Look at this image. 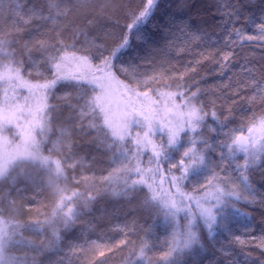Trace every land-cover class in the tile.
Listing matches in <instances>:
<instances>
[{
	"label": "snow or ice",
	"instance_id": "obj_1",
	"mask_svg": "<svg viewBox=\"0 0 264 264\" xmlns=\"http://www.w3.org/2000/svg\"><path fill=\"white\" fill-rule=\"evenodd\" d=\"M89 3L20 0L9 5L7 16L0 9V17L10 21L8 30L0 21V133L14 131L20 141L11 152L0 153V264H42L40 257L46 253L63 251L65 236L105 196L123 199L133 212L163 214L173 230V242L162 251L158 264H183L185 256L200 264L209 246L226 264H264V235L250 242L260 255L242 252L239 261L231 250L232 243L246 245L241 236L232 234L236 219L244 217L246 229L252 222V214L238 205L264 211V184L254 183L257 174L264 181V112L253 113L246 124L228 128L232 118L221 119L215 102L203 99L213 94L211 90L186 81L184 74L171 77L176 83L169 84L163 73L136 71L143 66L137 61L146 60L147 55L141 58L132 49L130 35L135 30L139 42L151 49L152 37L142 29L155 16L160 0H143L137 9H126L118 0H102L99 10L89 8ZM181 7H188L187 0ZM242 7L239 0H217L214 14L224 33V49L217 48L209 56L218 57L221 69L239 58L241 70L249 77L242 84L252 90L247 100L264 107V65L257 74L255 61L238 50L246 42L264 47V21L257 26L258 35L244 34L233 23L238 22ZM118 10L130 20L119 35L101 23L112 20L109 12ZM74 11L83 16V26L75 21L64 23ZM113 27H118V21ZM165 30L185 45L215 48L219 43L215 32L194 25L191 17L170 15ZM260 59L264 60V55ZM21 90L27 95L21 96ZM114 92H119L122 107L113 100ZM50 98L62 101L67 109L54 139H49L55 119L52 113L59 112L61 106L49 104ZM81 141L99 154L91 157L90 166L77 151ZM45 144L51 145L48 155L44 154ZM86 167L90 174H85ZM36 171L47 174L52 203L44 205L36 196H22L48 211L29 207V212L43 219L21 221L17 216L24 205L12 194L21 196L30 189L39 194ZM69 181L77 187H70ZM79 186L84 191H79ZM125 227L127 231L119 229L125 238L118 243H70L69 252L85 257V264H104L97 255L105 257V249L111 252L128 247L124 264H143L156 247L148 243L151 230L133 241L128 237L137 234L135 221ZM25 232L34 233L39 240ZM221 235L232 240L227 248L222 245L217 249Z\"/></svg>",
	"mask_w": 264,
	"mask_h": 264
},
{
	"label": "trees",
	"instance_id": "obj_2",
	"mask_svg": "<svg viewBox=\"0 0 264 264\" xmlns=\"http://www.w3.org/2000/svg\"><path fill=\"white\" fill-rule=\"evenodd\" d=\"M18 2H20V0H0V9L3 10L4 16L8 14L9 5L11 4L14 6ZM223 2L234 3L235 0H223ZM239 2L243 6L240 10V18L238 22L233 21V23H235L237 28L243 29L246 35H258L257 26L264 21V0H239ZM101 3L102 0H90L88 7L99 10ZM118 3H123L126 9H137L142 7L143 0H118ZM183 3L184 0H160V5L155 16L149 24L142 29L143 32L148 33L152 37L150 50H146L145 46L139 42L138 34L133 30L130 35L132 49L138 51L141 58L147 55L146 60L141 59L137 61V63L143 66L138 67L136 71L140 74L147 75L163 73L164 79L169 84L176 83L171 77L184 74L186 81H196L200 88L213 92V94L205 96L203 99L205 101L211 100L215 102L216 111L221 116V119H223L224 116H230L232 118L228 122V128H237L242 124H246L253 113L260 114L264 112V107H262L259 102L253 104L247 100V98L252 95V90L250 88H245L242 84V81L248 80L249 77L241 70L240 65L242 61L239 58L233 61L228 68L221 69L216 63L218 57L214 55L209 56V53H215L217 48L224 49V33L217 24L219 17L214 14L217 7V0H187L188 7L186 8L181 7ZM109 15L112 16V20L101 21V23H103L106 28L113 30L117 35L124 32V25L130 23L125 12L123 10H118L114 13L109 12ZM170 15L177 17V19L191 17L194 25L207 28L209 32H215V39H217L219 43L216 44L215 48H205L197 46L195 43L185 45L182 41L174 39L173 36L169 35L168 31L165 30L167 27V18ZM0 21H2L5 30L10 28V21L3 19V17H0ZM71 21H75L76 24L81 26L84 25V18L79 11L70 13L68 20L64 21V23ZM115 21H118V27H113ZM92 34L95 35V32L93 31ZM24 38H27V36ZM109 42H111V39ZM238 50L241 52L242 56L255 61L254 67L257 74H259L261 65H264V60L260 59V57L264 55V47L259 43L246 42ZM198 53H203V56L198 55ZM205 57L207 58L205 59ZM125 59H127V57H125ZM195 61H200V63L196 64L194 63ZM192 68H195L194 72L191 71ZM30 79H34V77ZM120 79L125 80L126 78L121 76ZM127 82L132 83V81ZM226 85L227 88L225 87ZM140 90L144 91L145 89L141 88ZM192 90L195 91V87ZM20 93L21 96L27 95L26 90H21ZM234 93H238V95H234ZM59 94L60 91L57 90V95ZM0 99H2V92H0ZM48 102L49 104L61 106L59 112L52 113L55 119L52 121L53 134H49V139H54L55 130L63 123V117L67 114V109L62 107V101L55 98H50ZM20 103H23V100H21ZM119 104H121V101ZM122 106L121 104V107ZM227 109H231V112L227 111ZM208 123L212 124L213 122L209 120ZM228 128L224 129V131H227ZM3 134L7 136L13 144L19 141L15 137L14 131L3 132ZM244 135H248V133L245 132ZM220 138L223 139L224 137L221 136ZM37 139H39L38 134ZM81 144L82 147L77 151L79 155L85 157V165L90 166L92 164L91 157L99 154L95 153L83 141H81ZM50 146V144L44 145L45 155L49 154L48 148ZM241 157L242 154H238V158ZM103 167H107V165L105 164ZM165 168H167V165H165ZM84 171L85 174H90L88 167H86ZM77 172H79V168ZM35 174L37 176V185L35 187L41 189L39 194L32 189L21 194V196H17L16 193L12 194L13 199H17L18 203L24 205L20 214L17 216V219L21 221L43 219V217L36 216L34 211L29 212L27 210L29 207L32 209L41 208L42 205L32 200H25L22 196H36V200L43 201L44 205H50L52 203L53 197L51 189L47 187V174L43 171H36ZM68 175L70 177L71 172H68ZM191 183L195 184L196 181L192 180ZM254 183H257L259 186L260 184H264V181H260L259 175L257 174ZM61 185L63 186V181H61ZM69 186L73 188L77 187L71 184V181H69ZM190 188L191 184L188 185V190H190ZM79 191H84L83 186H79ZM68 194L70 195V193ZM142 195L143 194H141V196ZM238 207L252 214V222L247 229L245 228L247 220L242 216L236 219L231 229L233 235L241 236V239L246 242L245 246L236 245L234 243L231 245V250L234 251L238 260L242 261V252H252L253 255L261 254L259 249L255 248L250 242L253 238L258 240L261 235H264V211L258 207H248L244 204H240ZM42 210L48 211V208L42 207ZM133 221H135L137 234L131 235L128 238L133 241H139L140 238L145 236V231L150 229L151 235L147 237L148 243L150 246H156L147 254L148 259L145 260L143 264H149V262L150 264H158L162 251L167 250L168 246L173 242V230L170 229L169 222L163 217L162 213L160 215L150 214L147 211L139 209L133 212L129 210V205L123 199H115L109 196L100 199L94 205L93 212L83 216L72 233L65 236V240L61 244L63 251L46 253L43 257H40L42 264H59L60 260H63V264H85V257L73 255L69 252L68 245L70 243L87 246L91 241H96L97 243L111 246L125 238L119 229L124 228L125 231H127L125 226H131ZM140 229H144V231ZM25 236L37 241L39 240V237L34 233L25 232ZM219 239L221 244L216 245L217 249L222 245L227 248L232 237L221 235ZM128 252V247L122 249L114 248L111 252L105 249V257L100 258L97 255V260L103 259L104 264H124ZM16 254L21 255L22 252L17 251ZM137 264H139V262H137ZM183 264H193L192 258L190 256L183 257ZM200 264H226V261L221 257L218 251L209 246L207 251L203 254Z\"/></svg>",
	"mask_w": 264,
	"mask_h": 264
},
{
	"label": "rangeland",
	"instance_id": "obj_3",
	"mask_svg": "<svg viewBox=\"0 0 264 264\" xmlns=\"http://www.w3.org/2000/svg\"><path fill=\"white\" fill-rule=\"evenodd\" d=\"M20 95H21V93H20ZM112 98L114 99L115 103L117 102V104H119L120 101H121V96H120V94H118V92H114ZM5 141L10 142V145L11 146H9V144L6 143ZM19 143H20V141H18V142H16V143L13 144L8 139L7 136H5L3 133H0V153H3L5 151L11 152L15 148V146L17 144H19Z\"/></svg>",
	"mask_w": 264,
	"mask_h": 264
}]
</instances>
